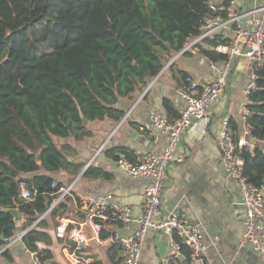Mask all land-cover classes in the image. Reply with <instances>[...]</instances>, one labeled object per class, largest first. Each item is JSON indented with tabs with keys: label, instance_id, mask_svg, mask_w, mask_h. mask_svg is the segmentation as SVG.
<instances>
[{
	"label": "trees",
	"instance_id": "1",
	"mask_svg": "<svg viewBox=\"0 0 264 264\" xmlns=\"http://www.w3.org/2000/svg\"><path fill=\"white\" fill-rule=\"evenodd\" d=\"M210 3L0 0V249L17 229L8 210H17L26 220L24 229L32 226L63 187L57 182V187L51 188L56 181L52 175L66 172L77 176L83 168L70 159L75 150L68 141L81 143L91 138L89 126L95 122H120L124 112L116 103L131 100L136 91L157 77L170 57L198 38L206 20L226 16L224 11H212ZM223 6L228 7L229 0ZM227 43L219 34L194 48L215 63L225 57L213 48ZM256 73L257 88L249 95L246 125L249 137L264 143V65ZM180 75L185 81L186 73ZM162 108L170 119L178 118L168 99L162 100ZM230 126L237 139L238 125L230 121ZM103 153L115 160L124 155L134 162L133 152L125 147L103 149ZM241 157L247 181L264 186L262 145L253 150L243 148ZM83 176L109 179L107 173L91 166ZM21 185L32 192L31 200L20 197ZM65 201L22 238L25 248L36 252L41 264H56L46 229L52 223L56 226L54 220L66 209ZM67 246L72 251L75 245ZM120 251L112 244L109 259L113 261ZM183 252L188 255L187 250Z\"/></svg>",
	"mask_w": 264,
	"mask_h": 264
},
{
	"label": "crops",
	"instance_id": "2",
	"mask_svg": "<svg viewBox=\"0 0 264 264\" xmlns=\"http://www.w3.org/2000/svg\"><path fill=\"white\" fill-rule=\"evenodd\" d=\"M233 1L239 8L251 9L262 5L264 0ZM211 2L218 4L220 0H211ZM202 45L206 48L205 44ZM198 52L195 47L188 51V54L181 56L176 54L170 57L160 74L149 80L141 91H136L131 100H119L115 107L124 112L120 122L108 120L95 122L89 126L92 132L91 138L81 143L68 141L75 150V154L70 159L82 164L83 168L77 176H71L66 172L52 175L56 178V182L62 183V188L72 186L70 196L64 198L67 200L64 202L66 209L58 217L68 220L69 227L75 225L78 228L84 222V212L80 210L79 199L110 194L113 203L130 208L131 221L127 227L121 224H106V230L102 233L107 237L105 239L100 237L99 241L86 226L82 227L88 239V246L84 250H77L74 246L72 251L67 244L74 243L56 239L55 226L50 224L46 233L51 239L52 262L56 264H122L119 254L113 261L108 257V249L114 244L111 242V236L113 233L129 235L138 228V220L143 211L145 182L131 178L126 171L117 166V160L104 155L103 149L125 147L133 152L134 162L138 154L162 152L167 137L149 127V114L154 110H163V99H168L176 112L185 106L179 94V91L184 88L180 72H185L187 77L194 81L211 82L213 80L209 68L212 62ZM247 70V64L243 61H233L227 88L224 95L211 105L209 121L187 130L182 135L176 157L183 156L184 160L182 163L174 160L169 164L161 193L162 216L179 211L187 219L199 225L203 234L204 264H264V260L251 250H241L238 247L243 228L241 193L237 184L224 176L216 143V135L224 116H228L230 121L238 125V137L243 136L241 119L246 102ZM252 141L254 146L262 145L264 148V143L254 139ZM101 146L103 148L99 151ZM75 155L77 157L73 159ZM90 166L107 173L109 179L84 177L83 173ZM71 178L76 182L73 180L70 183ZM75 186H78V190H75ZM55 200L49 207L50 211L54 208ZM47 211L46 218L50 213ZM25 224L26 220L20 218L15 234L25 231L23 228ZM53 244L58 245V251L62 257H56L55 250L52 248ZM169 248L170 239L167 235L149 232L142 244L139 264H162ZM29 253L22 240L7 250L2 247L0 264H34ZM73 254L79 256L82 261L78 263L74 261L70 257ZM179 264L189 263L183 257L180 258Z\"/></svg>",
	"mask_w": 264,
	"mask_h": 264
},
{
	"label": "built area",
	"instance_id": "3",
	"mask_svg": "<svg viewBox=\"0 0 264 264\" xmlns=\"http://www.w3.org/2000/svg\"><path fill=\"white\" fill-rule=\"evenodd\" d=\"M225 0L218 4L211 2L212 11L220 10L226 16L217 15L206 20L200 27V35L192 41L185 51L201 44L207 38L221 35L228 39L227 44H219L213 50L225 57L224 61L212 62L209 65L213 80L211 82L194 81L187 77L184 88L179 91L185 106L178 111L177 119H170L164 110H154L149 114V127L156 133L166 135V144L159 154H138L136 162L130 161L124 155L117 160V166L126 171L133 179L143 180L142 216L138 220V228L129 235L113 233L111 242L117 244L122 264H139L141 248L149 232L165 234L170 239V248L162 264H179L180 258H186L189 264H204L203 234L198 224L187 219L179 211H173L168 216H162L161 193L165 185L166 171L172 161L182 163L183 156L176 157V150L182 135L189 129L206 124L211 105L223 96L228 85V75L235 60H241L248 67V82L245 89L246 102L242 110L243 136L237 139L231 130L230 118L221 119L220 130L216 135V143L220 152V163L224 176L234 181L241 193L243 209L242 233L239 239V249H249L261 260H264V186L257 187L249 183L244 176V160L241 157L243 148L253 150L254 141L249 137L246 117L249 115L247 106L249 95L257 88L256 69L264 65V1L263 4L251 9L236 6L229 0V6L224 7ZM219 6V8H218ZM103 146L100 147L101 151ZM57 182L51 184L55 189ZM72 186L60 188L55 207L66 196H70ZM20 197L29 201L32 192L24 185L20 186ZM80 210L84 212V222L80 227H69L70 223L63 217H57L55 237L75 244L77 250L88 246V239L82 231L86 226L91 234L98 239L106 224H121L127 227L131 221V210L128 206H118L112 202V196L93 195L79 199ZM50 212L48 209L47 213ZM46 212L28 229L5 239L4 250L22 240L23 236L41 219ZM183 249L187 250V256ZM34 264H41L37 253H29ZM70 257L77 263L82 259L73 254Z\"/></svg>",
	"mask_w": 264,
	"mask_h": 264
},
{
	"label": "water",
	"instance_id": "4",
	"mask_svg": "<svg viewBox=\"0 0 264 264\" xmlns=\"http://www.w3.org/2000/svg\"><path fill=\"white\" fill-rule=\"evenodd\" d=\"M184 52H185V49L183 51H181L180 53H178V56L179 55H183ZM85 124H86V121H83V125H85ZM37 159H39V155L37 156ZM8 212L13 216V219H14L15 223H18L20 221L21 217H20V215H19L17 210L11 209V210H8Z\"/></svg>",
	"mask_w": 264,
	"mask_h": 264
},
{
	"label": "rangeland",
	"instance_id": "5",
	"mask_svg": "<svg viewBox=\"0 0 264 264\" xmlns=\"http://www.w3.org/2000/svg\"><path fill=\"white\" fill-rule=\"evenodd\" d=\"M198 49V48H197ZM199 50V49H198ZM181 56V55H180ZM184 58H186V56H183ZM182 57V58H183ZM58 144H60V143H63V141H58L57 142ZM98 151V150H97ZM96 151V152H97ZM77 156H78V154H77ZM76 155H75V157H73V159L74 158H76L77 157ZM95 156V155H94ZM58 179H60L59 177H58ZM73 180H75V179H73V178H71L70 180H69V182L71 183V182H73ZM75 182H76V180H75ZM75 185H76V183H75ZM75 190H78V186H75ZM54 222L55 223H57V218L54 220ZM52 225H53V223H52ZM57 247H58V245H55V244H53V249L55 250V253H56V257H60L61 255H60V253H59V247H58V249H57ZM62 257V256H61Z\"/></svg>",
	"mask_w": 264,
	"mask_h": 264
}]
</instances>
